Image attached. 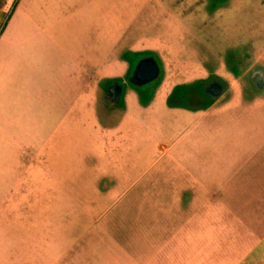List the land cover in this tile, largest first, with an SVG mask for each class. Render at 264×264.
I'll list each match as a JSON object with an SVG mask.
<instances>
[{
    "label": "rangeland",
    "instance_id": "rangeland-1",
    "mask_svg": "<svg viewBox=\"0 0 264 264\" xmlns=\"http://www.w3.org/2000/svg\"><path fill=\"white\" fill-rule=\"evenodd\" d=\"M0 46V264H119L122 194L225 174L229 118L264 111V0H0ZM142 56L160 64L148 84ZM212 76L236 82L228 103L197 98ZM259 239L241 264H264Z\"/></svg>",
    "mask_w": 264,
    "mask_h": 264
},
{
    "label": "crops",
    "instance_id": "crops-1",
    "mask_svg": "<svg viewBox=\"0 0 264 264\" xmlns=\"http://www.w3.org/2000/svg\"><path fill=\"white\" fill-rule=\"evenodd\" d=\"M2 51L7 48L0 46ZM31 74L35 83V72ZM9 77L8 69H2L0 84L9 82ZM84 80L83 85L95 82L93 76ZM75 103L76 99L73 114ZM228 121L233 128L223 137L229 134L234 157L226 163L225 174L155 177L170 186L122 194L121 237L128 249L119 264H241L237 252L242 239L258 234L259 243L264 240V111L234 114ZM24 160L29 167H43ZM152 244L155 249L145 256V246ZM113 263L111 257L105 258V264Z\"/></svg>",
    "mask_w": 264,
    "mask_h": 264
},
{
    "label": "flooded vegetation",
    "instance_id": "flooded-vegetation-1",
    "mask_svg": "<svg viewBox=\"0 0 264 264\" xmlns=\"http://www.w3.org/2000/svg\"><path fill=\"white\" fill-rule=\"evenodd\" d=\"M143 59L139 62L138 66L135 69V75L136 80L139 83L142 84H148L156 78H158L161 75L160 72V64L156 59L153 57H145L142 56ZM145 63H149V65L152 66L153 74L147 78H143L142 76H145L144 72L140 73V70L142 68V65ZM250 74H252V78L255 82V84L260 85V82L263 85V77L262 72L259 70H256V66L254 67L253 64L251 65ZM242 76L237 77V79H241ZM124 87L125 83L122 80H116L113 82V84L109 85V92L107 99L108 101L113 104L114 106H117L119 104H122V100L124 97ZM232 92L231 84L227 82V80H222L221 78H218L217 76H212L208 80H204L200 82V86L197 90V98L199 100L208 99L210 100V104H214L216 102H223L229 99L230 94Z\"/></svg>",
    "mask_w": 264,
    "mask_h": 264
},
{
    "label": "water",
    "instance_id": "water-1",
    "mask_svg": "<svg viewBox=\"0 0 264 264\" xmlns=\"http://www.w3.org/2000/svg\"><path fill=\"white\" fill-rule=\"evenodd\" d=\"M152 69V66L151 65H149V63H145V64H143L142 65V68H141V70H140V73L141 72H144L145 74V76H142L143 78H147V77H149V76H151L152 74H153V71L151 70ZM260 86H262V83L260 82Z\"/></svg>",
    "mask_w": 264,
    "mask_h": 264
}]
</instances>
